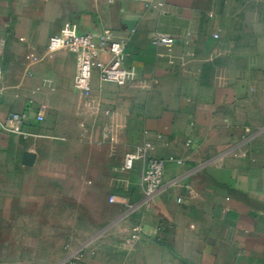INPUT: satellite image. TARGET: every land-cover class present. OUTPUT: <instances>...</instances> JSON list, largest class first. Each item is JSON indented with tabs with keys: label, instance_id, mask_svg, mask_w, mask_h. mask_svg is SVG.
Wrapping results in <instances>:
<instances>
[{
	"label": "crops",
	"instance_id": "obj_1",
	"mask_svg": "<svg viewBox=\"0 0 264 264\" xmlns=\"http://www.w3.org/2000/svg\"><path fill=\"white\" fill-rule=\"evenodd\" d=\"M67 22L137 78L77 91ZM0 80V264H264V0H0ZM140 148L166 163L145 205Z\"/></svg>",
	"mask_w": 264,
	"mask_h": 264
},
{
	"label": "built area",
	"instance_id": "obj_2",
	"mask_svg": "<svg viewBox=\"0 0 264 264\" xmlns=\"http://www.w3.org/2000/svg\"><path fill=\"white\" fill-rule=\"evenodd\" d=\"M110 1L113 2L114 0ZM152 43L155 45H172L175 43V39L165 35H156L153 37ZM62 50L70 51L77 57L78 71L74 81V87L77 91L90 89L93 73L96 70L103 82L119 86L127 85L137 78V69L126 65L127 43L115 38L112 31L106 30L98 35L81 33L75 24L67 22L59 34L53 35L49 39L48 44L49 52ZM104 54L109 56L108 61L102 59ZM26 118V114L11 113L2 123V127L9 133L20 134L24 130ZM38 119L41 120L42 117H38ZM138 162H144L141 181L145 192L143 201L145 205L148 199H152L164 187L166 163L161 159L148 157L146 149L140 148L126 155L124 168L127 171L133 170ZM110 202L115 203L116 198L112 196ZM134 232L131 243L141 238L144 233L143 227H136Z\"/></svg>",
	"mask_w": 264,
	"mask_h": 264
},
{
	"label": "water",
	"instance_id": "obj_3",
	"mask_svg": "<svg viewBox=\"0 0 264 264\" xmlns=\"http://www.w3.org/2000/svg\"><path fill=\"white\" fill-rule=\"evenodd\" d=\"M25 157H26V165H31L33 162L34 156L27 153Z\"/></svg>",
	"mask_w": 264,
	"mask_h": 264
}]
</instances>
